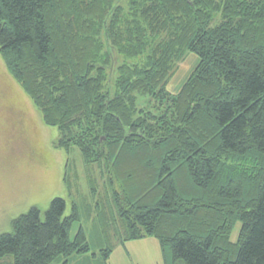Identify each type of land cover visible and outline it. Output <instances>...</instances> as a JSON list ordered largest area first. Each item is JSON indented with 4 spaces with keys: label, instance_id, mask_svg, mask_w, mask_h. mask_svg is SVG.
<instances>
[{
    "label": "trees",
    "instance_id": "trees-1",
    "mask_svg": "<svg viewBox=\"0 0 264 264\" xmlns=\"http://www.w3.org/2000/svg\"><path fill=\"white\" fill-rule=\"evenodd\" d=\"M0 51L56 146L81 151L102 264L117 235L156 237L172 264H264V0H0ZM188 52L198 63L172 91ZM67 207L20 214L0 256L90 252Z\"/></svg>",
    "mask_w": 264,
    "mask_h": 264
},
{
    "label": "rangeland",
    "instance_id": "rangeland-1",
    "mask_svg": "<svg viewBox=\"0 0 264 264\" xmlns=\"http://www.w3.org/2000/svg\"><path fill=\"white\" fill-rule=\"evenodd\" d=\"M197 60L196 53H187L169 81L170 90L181 87ZM59 133L57 126L44 121L42 111L10 72L0 51V233L10 231L13 220L31 206L38 205L44 211L53 197L62 195L67 199V213L72 200L80 204L82 223L92 249L88 253H73L66 263L63 258L50 264H102L99 254L92 255L93 250L99 252V249L88 219L87 205L93 202L87 181L90 176L77 146L70 151L56 146ZM67 170L72 174V194L64 181ZM91 173L103 193L100 169L95 165ZM78 226L75 222L72 235ZM113 244L109 264L173 262L171 249L164 250L153 236L122 241L117 235L113 237ZM0 264H14L13 255L0 256Z\"/></svg>",
    "mask_w": 264,
    "mask_h": 264
},
{
    "label": "crops",
    "instance_id": "crops-1",
    "mask_svg": "<svg viewBox=\"0 0 264 264\" xmlns=\"http://www.w3.org/2000/svg\"><path fill=\"white\" fill-rule=\"evenodd\" d=\"M197 61H198V60H197ZM192 69H193V68H192ZM192 69H191V70H192ZM177 91H178V90H177Z\"/></svg>",
    "mask_w": 264,
    "mask_h": 264
}]
</instances>
